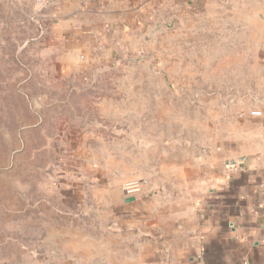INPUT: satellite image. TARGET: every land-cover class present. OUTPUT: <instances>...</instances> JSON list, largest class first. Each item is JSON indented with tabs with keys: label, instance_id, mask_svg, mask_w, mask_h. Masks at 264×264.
Listing matches in <instances>:
<instances>
[{
	"label": "rangeland",
	"instance_id": "rangeland-1",
	"mask_svg": "<svg viewBox=\"0 0 264 264\" xmlns=\"http://www.w3.org/2000/svg\"><path fill=\"white\" fill-rule=\"evenodd\" d=\"M32 3L0 0V257L10 237L68 215L49 202L67 201L71 186L104 201L173 142L205 150L223 138L224 74L255 55V17L242 14L254 0H199L111 59L97 47L40 49Z\"/></svg>",
	"mask_w": 264,
	"mask_h": 264
},
{
	"label": "crops",
	"instance_id": "crops-1",
	"mask_svg": "<svg viewBox=\"0 0 264 264\" xmlns=\"http://www.w3.org/2000/svg\"><path fill=\"white\" fill-rule=\"evenodd\" d=\"M46 1L31 7L36 46L53 57L97 47L111 59L199 0ZM254 1L242 14L255 17V55L224 74L223 138L205 150L199 141L167 146L132 202L121 187L94 202L71 186L67 201L49 202L68 215L10 237L0 264H264V0Z\"/></svg>",
	"mask_w": 264,
	"mask_h": 264
},
{
	"label": "built area",
	"instance_id": "built-area-1",
	"mask_svg": "<svg viewBox=\"0 0 264 264\" xmlns=\"http://www.w3.org/2000/svg\"><path fill=\"white\" fill-rule=\"evenodd\" d=\"M46 0H35V5L37 8H41L46 4ZM251 115L259 116L260 113L252 112ZM146 185V181L144 180H131L125 182L122 186V191L125 197H136L142 193L144 186Z\"/></svg>",
	"mask_w": 264,
	"mask_h": 264
},
{
	"label": "water",
	"instance_id": "water-1",
	"mask_svg": "<svg viewBox=\"0 0 264 264\" xmlns=\"http://www.w3.org/2000/svg\"><path fill=\"white\" fill-rule=\"evenodd\" d=\"M133 200H134V198L131 197V198H128V199H127V202H132Z\"/></svg>",
	"mask_w": 264,
	"mask_h": 264
}]
</instances>
